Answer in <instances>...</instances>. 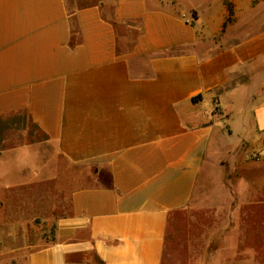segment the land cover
Segmentation results:
<instances>
[{"label": "crops", "instance_id": "crops-1", "mask_svg": "<svg viewBox=\"0 0 264 264\" xmlns=\"http://www.w3.org/2000/svg\"><path fill=\"white\" fill-rule=\"evenodd\" d=\"M178 1L0 0V119L25 114L53 148L52 168L28 146L0 168L69 192L26 264H163L204 180L264 163V0Z\"/></svg>", "mask_w": 264, "mask_h": 264}, {"label": "rangeland", "instance_id": "rangeland-1", "mask_svg": "<svg viewBox=\"0 0 264 264\" xmlns=\"http://www.w3.org/2000/svg\"><path fill=\"white\" fill-rule=\"evenodd\" d=\"M97 1L68 0L71 7ZM219 2L178 1L209 15L220 12ZM233 13L230 10L227 23L234 20ZM20 146L33 147L39 165L52 168L53 148L25 114L1 118L0 160L12 158L3 152ZM252 158L256 161L261 155L253 152ZM13 169L0 168V175L12 178L11 185L0 184V264H26L31 252L57 241L58 216L68 211L69 204V192L50 180V172L43 176V170L34 166L36 173L29 172L27 183H20ZM228 174L222 173L219 180L205 179L203 202L172 218L163 264H264V163Z\"/></svg>", "mask_w": 264, "mask_h": 264}, {"label": "built area", "instance_id": "built-area-1", "mask_svg": "<svg viewBox=\"0 0 264 264\" xmlns=\"http://www.w3.org/2000/svg\"><path fill=\"white\" fill-rule=\"evenodd\" d=\"M255 156H256V157H258V155H257V154H256Z\"/></svg>", "mask_w": 264, "mask_h": 264}]
</instances>
